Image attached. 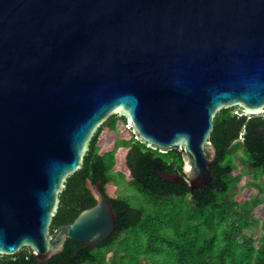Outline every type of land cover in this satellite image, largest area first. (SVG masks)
Listing matches in <instances>:
<instances>
[{
	"label": "water",
	"instance_id": "water-1",
	"mask_svg": "<svg viewBox=\"0 0 264 264\" xmlns=\"http://www.w3.org/2000/svg\"><path fill=\"white\" fill-rule=\"evenodd\" d=\"M264 112V0H0V254L37 264L66 239L92 248L116 228L95 202L49 231L68 174L110 115L148 147L176 149L190 188L211 184L218 110Z\"/></svg>",
	"mask_w": 264,
	"mask_h": 264
},
{
	"label": "trees",
	"instance_id": "trees-1",
	"mask_svg": "<svg viewBox=\"0 0 264 264\" xmlns=\"http://www.w3.org/2000/svg\"><path fill=\"white\" fill-rule=\"evenodd\" d=\"M126 125L124 116L112 114L96 128L82 166L66 177L49 227L52 232L94 204L85 187L89 178L101 179L117 214L115 230L92 248L66 239L62 250L40 264H264V184L256 181L264 178V112L244 113L237 106L216 112L211 184L195 189L156 172L183 175L178 150L148 147ZM238 149L244 154L240 172L232 158ZM249 174L257 192L241 198L237 185ZM111 186L124 193L111 194ZM0 264L37 262L23 246L14 254H0Z\"/></svg>",
	"mask_w": 264,
	"mask_h": 264
},
{
	"label": "rangeland",
	"instance_id": "rangeland-1",
	"mask_svg": "<svg viewBox=\"0 0 264 264\" xmlns=\"http://www.w3.org/2000/svg\"><path fill=\"white\" fill-rule=\"evenodd\" d=\"M243 157H244V154H243V150H241V149H238L232 156L233 161L236 163V165H238V168H239L238 172H240V170H242V163L240 161V158H243ZM252 180H253V176L252 175L250 176V174H249L247 176L245 175V177H242V179L239 181V183L237 185V187H238L237 192L241 198L251 199L256 194L257 189L255 187L253 188L250 185V182H252ZM256 181L260 182L261 184L262 183L264 184V178L261 177V175L257 176ZM115 187L113 188L111 186L109 188L111 194H117V193L123 194L124 193V190L121 187H116V188ZM262 197H263V194L260 195V198H262ZM261 205L262 204H260V206ZM260 206L256 207L257 211L260 210ZM262 211H263L262 219L264 220V209ZM263 232H264V228H263Z\"/></svg>",
	"mask_w": 264,
	"mask_h": 264
}]
</instances>
